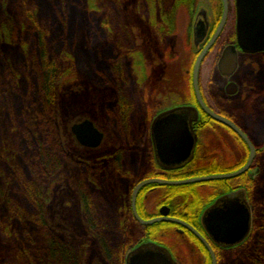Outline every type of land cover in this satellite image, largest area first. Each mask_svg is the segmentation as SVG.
Segmentation results:
<instances>
[{
	"label": "rangeland",
	"instance_id": "374dc122",
	"mask_svg": "<svg viewBox=\"0 0 264 264\" xmlns=\"http://www.w3.org/2000/svg\"><path fill=\"white\" fill-rule=\"evenodd\" d=\"M73 1L67 0L66 9H64L69 14L67 30L75 29L78 44L83 49L84 57L89 62L94 61L100 67H117L122 78L120 83L107 86L98 85L97 88L87 79L85 73L77 65L72 64L73 66H71L67 58L62 59L57 54L58 47L50 43L51 38L53 39L51 24L49 28V26L37 22L34 32L42 37L44 45L42 46L41 40L36 38L37 35L31 29L34 22L28 17L30 4L22 3L21 0H0V182H7L1 188V191H6V194L0 193V264H23V259L29 258L26 250L23 251V247L26 248L27 243L25 237L22 236L20 223L17 219V211L21 214V205L17 203L19 200L16 195L23 200L30 196L27 193V185L24 184V180H27L29 175L26 173L27 170L21 168L24 165L25 153L20 146L19 136L17 135L19 134L18 125L20 113L22 112L20 109L18 111V108L13 105H11L12 109L9 108L10 103L7 100L5 103L2 93L7 90L9 100V97L17 91L18 97L22 99V101L17 99V102L28 103L24 100V95L29 93V89L37 87L36 85L39 84L38 81L40 80L33 70L34 62L37 61L36 52L39 47L45 48L49 62L53 61L56 65H61L64 71L61 79H59V88L56 92L54 90V94H56L55 103L59 135L61 138L63 137L62 140L69 152V160L72 162V164H69V162L64 163L63 157H59L64 165L57 174L59 187L56 185L54 188H50V183L45 184L43 209L49 220L54 215L55 204L58 201L60 203L64 202L65 207L67 202L71 204V207L67 206L65 209V223L59 225L58 228L65 226L68 233L75 229L74 237L69 238V240L75 246L74 248L78 250V254L82 258V264H96L99 242L92 246V250H84V242H87L90 237L94 243H97L94 235H90L84 215L89 211L88 213L95 223L106 230L108 239L117 235L120 240L119 252L122 254L124 245L128 243L121 236L126 220L129 219L128 202H126L127 191L134 183L118 182L120 186L117 187L114 177L109 175L112 169L110 162L105 160L102 163V169L98 170V153L107 154L113 150L114 146L117 148L115 153H117L123 166L124 162L127 164L126 168L137 162V157L134 155L136 149L133 145L135 142H139V138L132 140L129 133L133 131L135 135L137 134L142 122L141 117L147 114L146 106H142L144 102L141 103L143 92L153 95L157 92L159 84L163 82L170 84L173 89L176 88L175 84L179 83L181 84L183 98L190 99L192 94L190 83L193 87V71L200 54V51L197 53L194 36L191 33L192 21L196 12L201 8L212 16V13H215L213 8H215L214 3L217 0H199L197 8L196 0H171L167 8L171 14L173 13V19L172 22L170 21L171 27L167 25L166 29L163 26L165 20L162 6L157 7V4H152V2L146 4L143 0H113V2L112 0H79L82 4V8H79L78 4L73 5ZM229 1L233 2V0ZM109 4H112L113 7ZM165 24L167 23L165 22ZM91 32L97 37L94 38ZM12 35L16 38L15 40H12ZM9 37H11V40ZM96 41H98V45L94 49ZM37 44H39V47H37ZM92 49L94 50L92 51ZM63 52L69 54L68 48L64 49ZM215 57L216 55L212 54L208 60H203L199 74V84L201 80L202 89H200V92L204 99L206 98L208 101L212 98L210 101L213 105H211L221 111L220 104L227 108L231 101L228 104L220 101L226 93L223 88L224 82L217 69V62L215 63ZM259 58L260 56L249 58L242 56L240 61L242 73L235 77L236 84L241 80L243 94L239 93L235 96L236 98H231L230 100L234 102L229 108H232L234 114L244 121L256 115L259 104L264 100V90H260V85L255 80V83L250 80L251 72L253 73L255 66L261 62ZM75 59L76 56L74 55L73 60L75 61ZM26 62L28 64L27 69L24 68ZM255 70H258V67ZM25 78L26 83L24 82ZM15 82H17L18 90L13 88ZM239 84L238 88L240 89L241 85ZM248 84L255 90L257 98L254 94L248 96L246 90ZM132 94H135V96L132 97ZM261 95L263 98L259 99ZM15 99L14 97L11 99L13 104L16 103ZM146 100L148 101V99ZM163 100L161 97L159 102ZM90 103L93 106L89 107ZM107 107L112 108L111 118L114 125L105 115ZM152 114V108H150L146 117ZM134 115H139L140 119H136V116L133 119ZM83 120L94 121L97 126L99 124L102 129L108 132L109 136L106 143L103 144V151L87 152L80 148L81 145L73 136L71 127L78 121ZM13 125L17 129H14ZM263 136L262 139L256 140L257 144L260 145L264 141ZM212 137H214L212 134H210V137H204L208 145H211L209 139L213 142ZM231 143L233 144L232 139ZM128 148L132 153L123 155V152H126ZM201 154L203 153L200 150L199 155L201 156ZM203 156L213 159L219 165L221 163L223 165L233 163L236 156L239 157L237 162L242 159V154L230 150L220 152L217 148L215 153H204ZM261 156L263 165L259 171L260 174H256V178L252 179L253 182L256 181L257 186H253V191L248 196L253 209L252 231L244 244L236 249L235 252L238 253L232 259L233 261L226 262L227 264H243L245 262L239 258L240 253L243 255V252L239 251L244 249L253 234L254 217L257 216L256 212L260 209L258 206L261 204L264 194V148ZM105 163L107 166H105ZM86 165L92 167L89 168L91 171L94 167L96 168L95 170L98 172L95 171V174L99 178V182L97 178L96 180H88L90 175H85V185L82 188L79 184L80 169L87 167ZM10 166L16 171L14 178H8V174H5V170L10 169ZM105 168L109 169L106 176L101 173ZM255 172L253 170L251 173L255 175ZM128 173L123 172V176L127 177ZM93 182H98L97 191V186ZM31 186H33L32 183ZM59 190L60 193H57ZM63 190L66 191L63 192ZM254 192L256 194L255 201L252 199V193ZM84 194L88 201V211L85 210L84 198H81ZM123 194L124 206L123 201L119 198ZM80 235L82 239L79 238ZM138 236V228L134 225V241H137ZM180 252L182 258L187 257L185 256L184 247H180ZM96 259L97 261H95ZM185 261L186 263L189 262V260Z\"/></svg>",
	"mask_w": 264,
	"mask_h": 264
},
{
	"label": "flooded vegetation",
	"instance_id": "af4514ba",
	"mask_svg": "<svg viewBox=\"0 0 264 264\" xmlns=\"http://www.w3.org/2000/svg\"><path fill=\"white\" fill-rule=\"evenodd\" d=\"M200 10V9H199ZM220 14L212 13V16H210L208 13H206V19L209 21V30L206 39L204 42L199 46L197 49V53L200 51V54L202 51L207 47V45L211 42L213 39L215 33L218 30V27L222 21L223 15H224V2L222 0V6L219 8ZM200 11L196 12L194 19L192 21V27H191V33L194 34V28L197 20V15ZM236 24H237V7H236V2L233 0V2H230L228 0V16H227V21L226 24L219 35V37L216 39L215 43L211 46L209 49L208 53L206 54L205 58L209 56L212 52L216 55L215 57V63L217 62V69H218V63L219 60L221 59V56L223 54V51L228 47L232 45L237 44V34H236ZM225 40V41H224ZM238 60H239V67L237 71L234 73L229 78H226L224 76H220L221 79L224 82L223 88L225 90V95H223L221 103H226L228 104L230 101V105H228L227 108H224L221 104V111L215 109L212 105L213 103L210 101L211 99H204L202 95V99L204 103L207 105L209 109H211L213 112L216 114L228 119L231 121L234 125H236L252 142L253 146L255 147L256 150V156L255 159L251 165V168L248 173L241 175L239 177L233 178V179H228V180H217V181H211V182H233L227 183V187H222L220 185H214L211 182H205V183H200L199 187L196 190V195L199 198V204L198 206L192 207L188 204V202L192 201V198L195 196L191 192L187 193H175L172 192L171 189L173 187L177 186H167V185H162V184H151L146 187H144L138 194L137 200H136V211L138 216L146 222L156 220V219H165L169 221H161L154 223L152 225H143L141 224L135 217V213L133 210V193L136 187L141 184L142 182L149 181V180H164L168 182H180L184 180H190L194 178H199V177H206V176H211V175H202V176H197L196 171L198 169H206L208 168L212 163H215L213 159H210L207 156H203L204 153H215L216 148L220 150V152H224L225 150H230L233 152H236L238 154H242V159L241 161L237 162L239 157L236 156V160H233V163L229 164H222L219 165L216 163V165L223 167L224 169H227L228 172L225 173H220V174H229L233 173L236 171H239L242 169L248 162L249 157H250V150L247 144L238 136L236 132H234L230 127L221 124L215 120H213L211 117H209L207 114L203 112L201 109L196 94L194 90V85H193V93L190 95V99H184L183 98V93L181 89V84H175L176 88H171L170 84L167 82H163L159 84L158 89L156 90L157 92L155 94H147L146 92H143V98L141 99L144 102L142 103V106L145 105V110L147 111V114L143 115L141 125L139 127V130L137 131V134L135 135L132 132L129 134L132 136L133 139H138L139 142H135L133 147H135V156L137 157L136 163H132L129 165L127 168L126 162H124V166L121 164V160L118 159L117 153H115V150L117 149L116 147L113 146V150L108 152L107 154H99L98 153V170L102 169V163L105 162H110V166L112 169L110 170L109 175L114 177V182L117 187L120 186L118 182H134L130 188H128L127 191V201L128 202V208H129V219L127 218L126 224L124 225L122 229V235L125 239L127 240V244L124 245V248L122 249L123 252H119V242L120 240L117 238V235L114 236L111 239L107 238V232L106 230L98 225L94 228L89 227L88 229L90 230V235H95V240L96 242H99V250H98V261L97 259L95 261L96 264H126V259L127 255L133 251L134 249L138 248L142 244L145 243H155L159 246H162L166 249H168L174 258V260L178 264H213V259L211 257L210 251L206 244L196 235L195 232H192L189 230L184 224L190 226L192 229H194L202 238L206 240L208 243L209 247L214 251V254L216 256L217 264H219V260L216 255L215 248L220 250V252H226L229 250H236L238 247L240 248L243 244L232 248V249H223L220 247H217L210 237L208 236L207 232L201 225V215L204 211V209L210 205L221 195L225 193H230L237 191L239 189H247L244 184L246 182V179L249 181H252V179H255L257 175L260 174V169L263 165L262 163V156L261 154L263 153V148L260 147L259 144H257L256 140L257 139H262L263 136V119H264V100H262V103L259 104L258 109L256 110V115L254 117H251L250 119L244 121L241 118L237 117L234 114V110L232 108H229L231 104H233L231 98H234L237 96L239 93L243 94L242 92V83L240 82L241 80L238 81L241 85V88H238V93L236 95H229L227 91V86L230 83H235L236 84V79L235 77L242 73V68H241V57H255V56H260L259 59L262 60L264 59V53L260 54H244L238 50ZM199 54V55H200ZM198 55V57H199ZM204 58V60H205ZM260 62V66L258 67V81L261 83L260 84V90H264V65ZM241 68V70H240ZM219 70V69H218ZM253 73L250 74V80H252V75ZM255 74V73H254ZM247 79V77H246ZM248 81V80H247ZM257 82V84L259 83ZM238 83L236 84L238 86ZM138 86V84H136ZM140 85V84H139ZM248 89L247 93L248 96L251 95H256L255 90L253 89L250 84L247 85ZM246 86V87H247ZM200 87V84H199ZM15 90L17 89V82H15ZM259 90V93H260ZM165 91V92H161ZM17 93V91H15ZM13 93L10 97L9 100L7 98V90L6 92L2 93V96L5 98V103L6 100L9 101L10 105L9 108L12 109V106H15L22 110V103L17 102V99L22 101L18 97V93ZM19 96H21L19 94ZM135 94H132V97H134ZM16 98V103L11 102L12 98ZM161 97L164 99L163 101L159 102ZM211 97V95H210ZM240 97V96H239ZM236 98V97H235ZM257 98V95H256ZM263 98V96H259V99ZM148 99V101L146 100ZM212 104V105H211ZM219 104V103H218ZM183 106H191L195 107L199 111V117L197 121H192L190 123V127H192L194 134L197 137L196 141V146L194 149V155L190 161H188L185 165L180 166V167H172L168 168L165 165H162L158 162L156 158V150H155V145H154V138L152 136V128H153V123L155 119L158 117L159 114L170 111L173 109H177L179 107ZM152 108V115H148V111ZM144 109V108H142ZM22 113H20V120H19V125H18V131L22 127ZM140 119L139 115H134L133 119ZM19 118V117H18ZM16 119V117H15ZM17 122V119H16ZM94 122V121H93ZM80 123V122H78ZM14 124V123H13ZM95 126L98 128V130L104 134V140L100 147L97 149H89L80 146L81 149L86 150L87 152H94L98 150L100 152L101 150L103 151L104 147L103 144L106 143L108 139V132H106L102 127L96 125L94 122ZM14 126V125H13ZM179 127V125L171 123L166 126L165 134L163 136H167L165 138L166 140H170L171 142H167V146L165 149L168 148V151H170L172 154L178 153L180 154V148L182 147V144L179 143L178 139L175 138L174 132L176 131V128ZM14 129H17V127L14 126ZM210 134H212L213 142L211 139H209V142L211 145H208L206 142L205 136L210 137ZM19 138L22 137V130L19 131V134H17ZM16 137L18 138V136ZM219 137H218V136ZM178 136V134H177ZM216 136V137H215ZM179 138V137H178ZM63 139V137L61 138ZM172 139H175L173 142ZM231 139L233 140V144L231 143ZM165 140V141H166ZM19 141V139H18ZM77 141V140H76ZM219 141V142H217ZM172 143V144H171ZM179 143L178 145H176ZM79 144V143H78ZM130 147V146H129ZM23 149V148H22ZM55 150V149H54ZM127 150V149H126ZM201 150V156L199 155V151ZM60 149L58 150L56 156H55V151L51 149L53 158H55L53 161L58 160L57 164L60 165V159H59V154H60ZM167 151V152H168ZM62 156L64 163L66 162L65 159L69 160V152L67 151L64 141L62 140V148H61ZM131 150H128L126 152H123L124 154L129 155ZM132 153V152H131ZM52 164V176L50 180L47 178V184L50 183V188H54L56 185L59 187V179H58V172L59 170L57 169L55 172V167H54V162ZM104 165V164H103ZM168 165V164H166ZM64 166V165H63ZM105 166L107 164L105 163ZM125 167V168H124ZM108 168H105L101 171L104 176H106V173H108ZM253 170H255V175H253ZM123 172H129L127 177L123 176ZM48 173V172H47ZM257 174V175H256ZM133 175V176H132ZM213 175H218V174H213ZM58 179V180H57ZM34 182H38L37 180H34ZM99 182V178H98ZM256 182V181H255ZM5 183L7 182H0V191L1 188L4 187ZM96 191L98 190V184ZM208 186V188H206ZM257 186V183L255 184ZM227 188V189H226ZM66 190H63L65 192ZM247 191V195L249 196V191ZM3 194H6V191L2 192ZM57 193H60V190L57 191ZM69 193V192H68ZM70 195V193H69ZM56 196V195H55ZM123 196H119L120 200L123 201V206H124V199ZM251 198V197H250ZM204 200V201H203ZM206 200H208L207 203H204ZM197 201V200H196ZM196 201L194 203H196ZM197 201V202H198ZM249 201V199H248ZM250 204V202H249ZM67 206H70V203L67 202ZM251 207V205H250ZM252 213L253 209L251 207ZM253 215V214H252ZM175 220V221H173ZM179 222V223H178ZM184 223V224H183ZM134 225L138 228V239L137 241H134ZM72 229V228H71ZM74 231H69L67 232V229L65 228V235L67 241H70L69 238H73L75 234V229H72ZM86 234V233H84ZM88 234V233H87ZM71 235V236H70ZM98 237V239H97ZM82 239V236L80 235L79 237ZM119 240V241H118ZM130 241V242H129ZM81 242V241H80ZM97 243L93 242V239L90 237L87 242H84V250H92V246ZM180 247L185 248V256L187 257H181V252H180ZM179 249V250H178ZM79 260L80 264H82V258L79 255ZM185 260H189L188 263H186Z\"/></svg>",
	"mask_w": 264,
	"mask_h": 264
},
{
	"label": "trees",
	"instance_id": "16d2710c",
	"mask_svg": "<svg viewBox=\"0 0 264 264\" xmlns=\"http://www.w3.org/2000/svg\"><path fill=\"white\" fill-rule=\"evenodd\" d=\"M21 1L22 3L25 4L28 3L31 6L30 11L28 13V17H30L34 22V25L31 28L33 32L36 29L35 25L37 24V22L43 23L47 27L49 26V28L51 24L53 39L51 38L50 43L53 46L55 45L58 47L57 54L60 55L62 59L67 58L71 66H73L72 64L77 65V67H79L80 70L85 73L87 79L91 81L93 85H95L98 88V85L107 86L110 84L116 85L120 83L122 78L120 75V70H118L117 67L115 66L100 67L98 63H95L94 61L89 62V60H87L84 57L83 49L78 44L79 41L77 39L78 36H76V32L74 31L75 29L67 30V26H68L67 18H69V14L64 10L66 9L67 0H21ZM143 1L146 4H148V2L149 3L152 2V4H157V7H159V5L162 6L164 20L167 23L165 24V22L163 21L164 29H166L165 27H167V25L171 27L170 21L173 19V15H172L173 13L171 14L170 10L167 8L171 0H143ZM72 3L73 5L78 4L77 6L79 8H82L81 6L82 4L81 2H79V0H74ZM196 3H197L196 5L197 8L199 5V0L198 2L196 0L195 4ZM214 4H215L214 5L215 8H213V10L218 15L220 14L219 8H221L222 2L221 0H217L216 3ZM109 5L113 7L112 4ZM91 33L93 34L94 38L97 37L93 32ZM36 35H37L36 38L38 40H41L42 46H44L42 42L43 40L42 37H39L38 34ZM13 36L14 35H12V40H15L16 38ZM9 38L11 40V37ZM96 45H98V41L95 42L94 49H96L95 48ZM37 47H39V44H37ZM67 48L69 50V54H65L63 52V50ZM94 49H92V51ZM212 54L214 55V53L212 52L209 56L205 58V60H208ZM74 55L76 56L75 61L73 60ZM36 59L37 61L34 62L33 70L40 80L38 81L39 84L36 85L37 87L33 89H29V93L24 95L25 98L24 100L28 103L22 104L23 119H22V127L19 130V131L22 130V137L19 138L20 146L23 148L25 153L24 165L21 166V168L22 169L24 168L25 171L27 170L26 173H28L29 175V178L27 180L26 179L24 180V184L27 185V189H28L27 193L28 195H30L29 197L25 198V200L19 198L16 195V198L19 200L17 203H20L21 205L20 206L21 214H19V211H17V219L20 223L22 236L25 237L24 239H26V243H27V247L26 248L23 247V251L26 250V253L28 254L29 257L26 259L24 258L25 260L23 259V264H80L78 250L74 248L75 246L71 241L65 240L66 239L65 226L58 228V226L64 224L66 220V217L64 215V213L66 214L65 212L66 207L64 206V202L60 203L58 201L57 204H55L56 208L54 209V215H52L53 217H50L49 220L43 209L44 186L45 184H47V179L50 180L52 177L50 176L52 175L51 163L54 162V167L56 168L55 172L57 169L60 170L63 167V161H60V165L57 164L58 160L53 161L55 158H53L54 155H52L51 149L55 151L54 152L55 156L58 150L60 149L59 156H62V152H61L62 139L59 135V129L57 126V111H56V103H55L56 94L54 93L59 88V79H61L64 71L61 65L59 66L56 65V63L53 61L51 62L48 61V53H46L45 48L43 49L41 46L36 52ZM261 63L264 65V59L262 60ZM259 66L260 63L255 66V69ZM24 68L26 69L28 68L27 62L26 64H24ZM71 69L75 71L72 67ZM255 69L253 71V74L251 75L252 83L254 80L256 81V83L258 81L259 71ZM24 82L26 83V78L24 79ZM258 84L260 85L261 83L259 82ZM190 85L192 89V94H194L192 83H190ZM200 89H202L201 80H200ZM91 105L93 106L92 103H90L88 106L91 107ZM112 113H113L112 108L107 107L105 110V115L114 125V121L111 118ZM263 123H264V119H263ZM263 135H264V128H263ZM260 147L261 148L264 147V141L261 143ZM65 160L67 163L69 162V164H72L70 160L68 159ZM86 166L87 167H82L80 169L79 184L82 186V188H84L85 185L84 182L85 175H90V178L88 180H93V179L96 180V178L98 180V177L95 174L96 172H98L95 170L96 168L94 167L93 171H91L89 168L92 167L89 165ZM15 172L16 171H14L11 166L10 169L7 168L5 170V174H8V178L9 177L14 178ZM225 172H228L227 169H224L223 167L216 165V163H212L208 168L198 169L195 173L197 176H202V175L220 174ZM1 177L3 178V176ZM34 180H37L38 182H34ZM30 182L32 183L33 186H31ZM211 183L214 185H220L224 188L227 187V183L233 184V182H223V181L211 182ZM93 184L96 185L98 184V182H93ZM199 185L200 183L177 186V187H173L171 191L175 193H187V192L193 193V195L195 196L192 198L191 202H188V204L191 206L190 208L192 209V207L198 206V204L200 203L198 201L199 198L196 195V190L199 187ZM254 185L255 182L249 181L248 179H246V182L244 184V186L247 188L246 190H248L249 193L253 191L252 188ZM255 195H256L255 192L252 193V199L254 201L256 200ZM9 198L12 199V197L10 196ZM81 198H84L85 203L84 202L83 203L84 206H86L85 210L88 211L87 210L88 201L85 198V194L84 196L82 195ZM195 201L196 203H194ZM261 201H262L261 204L258 206L260 207V209L256 212L257 216L254 217L253 234L250 237V240L244 246V249H242V251L241 250L239 251V252H243V255H241L242 253H240L239 255V258L245 261L243 264H264V194ZM207 202L208 200H206L204 203ZM259 211L260 213L258 214ZM88 212H86L84 215L88 227L94 228L98 226V223H95V221ZM215 251L217 258L219 260V264H227L226 262L233 261L232 259H234L236 257V254L238 253L235 252L236 250L220 252V250H218L217 248H215Z\"/></svg>",
	"mask_w": 264,
	"mask_h": 264
},
{
	"label": "water",
	"instance_id": "95a60500",
	"mask_svg": "<svg viewBox=\"0 0 264 264\" xmlns=\"http://www.w3.org/2000/svg\"><path fill=\"white\" fill-rule=\"evenodd\" d=\"M223 2L224 15L218 30L211 42L199 55L195 63L193 71V85L198 103L203 112L213 120L230 127L238 134V136L249 147V160L242 169L229 174L211 175L180 182H168L164 180H149L142 182L136 187L133 193V210L136 219L143 225H152L161 221H169L165 219H156L146 222L138 216L136 211V200L139 192L144 187L151 184L184 186L217 180L233 179L248 173L255 159L256 150L249 138L231 121L209 109L204 103L200 92L199 74L203 60L211 46L221 34L227 21L228 0H223ZM235 2L237 7V44L228 46L223 51L221 59L218 63L220 74L226 78L234 75L239 67V49L244 54L264 53V0H235ZM199 11L193 34L194 45L197 49L206 39L209 30V21L205 20L207 12L202 10V8ZM227 91L229 95H236L238 93V86L235 83H230L227 86ZM198 117V109L191 106L179 107L158 115L153 123L152 136L154 138L156 158L160 164L165 165L168 168H174L183 166L192 159L197 137L194 134L192 127H190V123L194 120L197 121ZM170 122L179 125L174 132V137L182 144V147L180 148L181 153H178V155L177 153L172 154L168 151V148L165 149L167 146L166 143L171 141L168 139L166 140L165 138H167V136H163V134H165V127L168 126ZM71 132L82 147L89 149H97L104 140V134L98 130L94 122L91 120H85L81 123L74 124L71 127ZM172 140L173 142L175 141V139ZM200 221L202 227L217 247L232 249L243 244L251 234L253 227V215L246 189H239L218 197L212 205L204 209ZM184 225L192 232H195L196 235L206 244L213 259V264H217L214 251L209 247L206 240L190 226L186 224ZM126 262V264H178L168 249L155 243H145L134 249L127 255Z\"/></svg>",
	"mask_w": 264,
	"mask_h": 264
}]
</instances>
